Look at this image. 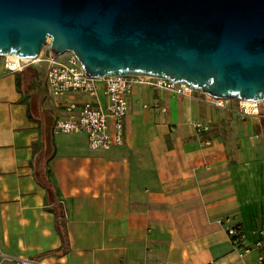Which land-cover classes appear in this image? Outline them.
Wrapping results in <instances>:
<instances>
[{
  "label": "crops",
  "instance_id": "0c3cea01",
  "mask_svg": "<svg viewBox=\"0 0 264 264\" xmlns=\"http://www.w3.org/2000/svg\"><path fill=\"white\" fill-rule=\"evenodd\" d=\"M37 91L47 126L27 113ZM73 99L106 102L53 98L37 73L0 57L1 253L52 264H252L264 254L263 117L243 116L235 100L137 84L122 145L91 149L84 133L55 131ZM227 215L246 245L261 244L240 253L218 223Z\"/></svg>",
  "mask_w": 264,
  "mask_h": 264
},
{
  "label": "water",
  "instance_id": "95a60500",
  "mask_svg": "<svg viewBox=\"0 0 264 264\" xmlns=\"http://www.w3.org/2000/svg\"><path fill=\"white\" fill-rule=\"evenodd\" d=\"M71 52L89 77L140 75L264 101V0H0V57Z\"/></svg>",
  "mask_w": 264,
  "mask_h": 264
},
{
  "label": "built area",
  "instance_id": "2783aa9c",
  "mask_svg": "<svg viewBox=\"0 0 264 264\" xmlns=\"http://www.w3.org/2000/svg\"><path fill=\"white\" fill-rule=\"evenodd\" d=\"M45 63V83L46 94L53 98L61 99L64 96L83 93L97 99L99 95L104 96L105 103L98 101H79L76 99L66 103L65 109L70 113L66 119L56 120L54 127L57 132L84 133L88 146L91 149L108 150L113 146L122 145L123 140V120L128 112V99L135 85H147L157 89L169 90L177 95H187L193 92L183 82H175L157 77H147L140 75H120L106 77H89L77 57L71 52H63L61 55H53L49 51L42 53L39 57ZM5 67L11 71H18L21 66L14 65V62L5 56ZM102 82V92L99 94L98 84ZM217 106H223L225 101L231 99H221L208 96ZM240 111L243 116L258 115L264 118V101H238ZM161 110H165L160 106ZM202 123H196L199 128ZM227 234L231 237L234 246L242 253L252 247H258L261 241L254 245L245 244V235L242 224L232 222L230 216H223L218 219ZM4 261H14L15 264H52L47 259L17 258L5 255L0 252V264ZM54 264V263H53ZM252 264H264V254H260L256 262Z\"/></svg>",
  "mask_w": 264,
  "mask_h": 264
},
{
  "label": "trees",
  "instance_id": "16d2710c",
  "mask_svg": "<svg viewBox=\"0 0 264 264\" xmlns=\"http://www.w3.org/2000/svg\"><path fill=\"white\" fill-rule=\"evenodd\" d=\"M17 84V80H16ZM18 88V84H17ZM42 93V92H41ZM41 93L39 91L36 92L35 96L32 97V101H30V104L28 105L27 108V113L30 118L34 119L36 118L34 115V112L40 113V116L37 118L39 119L40 122H43L45 126L49 125L53 121V117L51 116L50 113L44 112L41 110L39 106V102L41 100ZM52 119V120H51ZM54 215L56 217V230L59 231L63 244L65 243L66 240V229H65V218L61 210H54Z\"/></svg>",
  "mask_w": 264,
  "mask_h": 264
},
{
  "label": "rangeland",
  "instance_id": "374dc122",
  "mask_svg": "<svg viewBox=\"0 0 264 264\" xmlns=\"http://www.w3.org/2000/svg\"><path fill=\"white\" fill-rule=\"evenodd\" d=\"M49 42L50 39L48 38V43L46 46H43L39 52V56L35 58V60L29 59V61H22L20 66L21 69H29L32 73H37L40 78H43L45 81V63L39 59L42 53L46 54L49 51ZM34 70V71H33Z\"/></svg>",
  "mask_w": 264,
  "mask_h": 264
},
{
  "label": "bare ground",
  "instance_id": "6f19581e",
  "mask_svg": "<svg viewBox=\"0 0 264 264\" xmlns=\"http://www.w3.org/2000/svg\"><path fill=\"white\" fill-rule=\"evenodd\" d=\"M9 58H11V60L14 62V65L16 67H17V65L19 66L22 61H29V59H25V58H21V57L9 56ZM32 60H35V58H32Z\"/></svg>",
  "mask_w": 264,
  "mask_h": 264
}]
</instances>
